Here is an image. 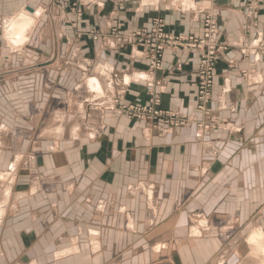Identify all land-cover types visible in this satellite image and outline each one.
I'll list each match as a JSON object with an SVG mask.
<instances>
[{"label": "crops", "instance_id": "0c3cea01", "mask_svg": "<svg viewBox=\"0 0 264 264\" xmlns=\"http://www.w3.org/2000/svg\"><path fill=\"white\" fill-rule=\"evenodd\" d=\"M69 1L0 0V51L3 21H33L31 41L9 60L0 54V264L240 259L223 251V231L205 232L197 221L213 214L225 229H261L264 220V0L255 16L250 0H82L84 33L118 24L131 32L160 18L169 34L201 37L205 15L217 18L225 50L212 107L236 128L202 139L193 125L166 128L108 111L116 99L145 104L153 82L165 109L203 118L198 52L167 49L163 69L150 73L142 48L78 39ZM38 34L48 37L36 41ZM39 50L47 57L25 56ZM54 71L66 90L36 92L37 75L46 88Z\"/></svg>", "mask_w": 264, "mask_h": 264}, {"label": "rangeland", "instance_id": "374dc122", "mask_svg": "<svg viewBox=\"0 0 264 264\" xmlns=\"http://www.w3.org/2000/svg\"><path fill=\"white\" fill-rule=\"evenodd\" d=\"M124 0H118V5H122ZM85 4L82 0H70L68 2V6L70 8V19L68 21L69 27L74 30V32L77 33L78 39H86L92 42H105L108 40H114L118 44L125 45V46H136L139 48H142L145 50L148 60V66H149V72L155 73L157 71H161L163 69L162 62L164 53L167 49H186L189 51H195L199 54V63L198 68L196 71V80H197V95H196V101H197V109L201 112L203 115V118L199 119L198 117L194 115H189L186 113L174 111V110H168L165 109L162 105V98L160 93H158L155 89V84L153 82L149 83L146 87L147 90V101L145 104H137V103H126L122 104L119 100H114L112 104L109 105L108 111L115 114L119 117H126L129 120H134L142 123H148L153 124L156 126H162L166 128H185L188 126H195L198 134V138L202 139L204 135L210 133V132H221V131H232L236 128V125L233 124L231 120H228L226 118H222L218 114L215 113V110L212 107L213 102V88L215 84V77H216V65L217 61L221 55L222 52H224L225 48L221 50L215 60L213 61L212 65V71L209 77L205 76L204 68L202 66V49L196 45H190V37H194L197 39H203L204 37V28H205V21L208 16H211L212 14L208 13L204 17L203 21V34L201 37H196L193 35H185V34H178L174 35L176 37H179L181 39H184V41H181L179 44L175 45L174 47H171L169 44H166L165 50H162L156 55V50L152 49V47H149L146 43V40L149 38L151 33H153L154 29H158V22L160 18L154 19L153 24L150 28H144L140 27L137 30L127 32L124 31V28L121 25H115L112 28H110L107 31L104 30H92V27L87 30L86 33L82 31L83 27L78 30L79 24L85 25V19H84V7ZM249 14L252 16H255L257 13V6H258V0H250L249 3ZM218 25L217 18L212 15ZM164 21V20H163ZM165 31H166V25H165ZM167 32V31H166ZM168 33V32H167ZM169 34V33H168ZM133 35V36H132ZM172 35V34H171ZM27 36V34H26ZM130 36L131 39H128ZM28 40L31 41L32 35L30 34L27 36ZM48 35H40L38 34L37 37L33 35V38L36 41H45L47 39ZM6 39L5 45L2 46L1 51L3 53L5 60H9L12 56V54L15 51V46L11 45L9 41ZM27 41V40H26ZM219 43L224 47L223 43L220 41V28H219ZM9 50V52H8ZM0 51V54H1ZM28 52V55H25L27 58H36L38 57H47L45 56L44 52L42 50L39 51H30ZM249 53V49L245 50V54L247 55ZM20 54V53H18ZM261 54H264V47L261 49ZM23 55V53H22ZM18 56V55H15ZM24 58V57H22ZM72 58V57H71ZM70 63L69 66H72L73 68L80 70V67L78 66V62L72 61L69 59ZM157 64L156 62H160L159 66L154 65ZM254 65L250 66V71L252 70ZM43 68L42 66H39L36 69ZM65 69V67H64ZM34 72V71H33ZM43 72V71H40ZM60 72L54 71L50 73L49 79L47 80L48 87L45 88V81L46 79L40 77L37 75L36 81L33 83V86L35 87L36 92H43L45 89L47 91H61L66 90V84L62 83V81H59L58 74ZM41 74V73H38ZM41 75H44L42 73ZM75 85V84H74ZM71 90L70 86H68ZM75 91V90H73ZM56 101H59L55 99ZM52 100L53 107H56L58 105V102ZM43 101V100H38ZM149 104V107L146 111H144V107ZM51 105V104H50ZM59 106V105H58ZM154 112H157L159 115L155 114ZM175 123H179V127H175L177 125H174ZM45 132L37 131L38 139L39 135L44 134ZM37 148V152L38 149ZM28 161V160H27ZM28 167V166H27ZM28 169L25 168L24 171H27ZM201 216V219H198L197 224L202 226L204 228L203 231L208 232L210 230H216L217 232L223 231L225 233V237L227 238V242L221 244L223 251H228L230 254L232 252H240L243 256L240 259H232V260H226L224 264H260V260L257 258H253L249 255V246L246 243V237L248 234L251 233L252 230L258 228L257 226H251V227H245V228H238V227H231L227 226V229L224 228V226H221L222 221H217L215 217H213V214L206 215L203 217L202 214H199ZM208 219V220H207ZM197 220V219H196ZM261 229L264 230V220H262V226ZM18 253L22 254L20 250L17 251ZM225 253V252H224ZM12 257L10 259H5L6 263L8 264H16L13 262ZM223 261V260H221Z\"/></svg>", "mask_w": 264, "mask_h": 264}, {"label": "built area", "instance_id": "2783aa9c", "mask_svg": "<svg viewBox=\"0 0 264 264\" xmlns=\"http://www.w3.org/2000/svg\"><path fill=\"white\" fill-rule=\"evenodd\" d=\"M158 29H154L153 33L146 40V43L149 47L156 50V55L162 50H165L166 44H169L171 47L179 44L184 39L176 37L174 35L168 34L165 31V23L163 20L158 22ZM133 36V35H132ZM130 36L128 39H131ZM190 45H196L202 49V66L204 68L205 76L209 77L212 71L213 61L215 60L217 54L224 49V47L219 43L218 39V26L216 21L212 16H208L205 21L204 28V38L197 39L194 37H190ZM155 66H159L160 62H156ZM149 104L145 106L144 111L147 110ZM155 114L159 115L157 112ZM177 125L175 127H179V123H175Z\"/></svg>", "mask_w": 264, "mask_h": 264}, {"label": "clouds", "instance_id": "9594fccd", "mask_svg": "<svg viewBox=\"0 0 264 264\" xmlns=\"http://www.w3.org/2000/svg\"><path fill=\"white\" fill-rule=\"evenodd\" d=\"M33 25L31 19L25 17L11 18L3 21V35L9 43L14 46H20L27 40L26 33ZM246 243L249 246V255L260 260L264 264V230L256 228L246 237Z\"/></svg>", "mask_w": 264, "mask_h": 264}, {"label": "bare ground", "instance_id": "6f19581e", "mask_svg": "<svg viewBox=\"0 0 264 264\" xmlns=\"http://www.w3.org/2000/svg\"><path fill=\"white\" fill-rule=\"evenodd\" d=\"M212 16V15H211ZM213 17V16H212ZM25 18H26V16H25ZM30 17H27L26 19H29ZM214 18V17H213ZM32 19V18H31ZM214 20H215V18H214ZM216 21V20H215ZM217 23V22H216ZM218 26V25H217ZM27 34V33H26ZM29 34V33H28ZM27 37V36H26ZM28 38V37H27ZM204 38V37H203ZM202 39V38H201ZM218 39H219V28H218ZM23 45V44H22ZM25 45V44H24ZM15 48H16V46H15ZM8 52H9V50H8ZM10 53V52H9ZM98 89V88H97ZM16 167V166H15ZM14 169V168H13ZM2 175V174H1ZM4 179V178H3ZM1 180V179H0ZM1 182H3V181H1ZM5 182V181H4ZM8 190V189H7ZM10 190V189H9ZM12 190V189H11ZM5 192L7 193V191L5 190ZM9 193V192H8ZM11 193V192H10ZM5 200V199H4ZM9 200V199H8ZM4 203V202H3ZM1 204V203H0ZM3 214V206L2 205H0V215H2ZM199 230V229H198ZM73 249V248H72Z\"/></svg>", "mask_w": 264, "mask_h": 264}]
</instances>
